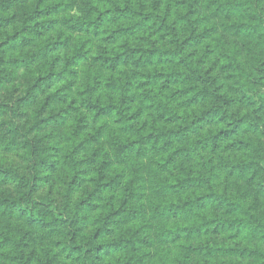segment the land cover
I'll return each instance as SVG.
<instances>
[{
	"label": "trees",
	"instance_id": "obj_1",
	"mask_svg": "<svg viewBox=\"0 0 264 264\" xmlns=\"http://www.w3.org/2000/svg\"><path fill=\"white\" fill-rule=\"evenodd\" d=\"M0 264H264V0H0Z\"/></svg>",
	"mask_w": 264,
	"mask_h": 264
},
{
	"label": "rangeland",
	"instance_id": "obj_2",
	"mask_svg": "<svg viewBox=\"0 0 264 264\" xmlns=\"http://www.w3.org/2000/svg\"><path fill=\"white\" fill-rule=\"evenodd\" d=\"M214 22H215L216 24H219L220 20H219V19H215ZM220 28H221V27H219V29H220ZM224 38H226L227 41H230V40L233 39V36L230 35V34L228 33V34H224Z\"/></svg>",
	"mask_w": 264,
	"mask_h": 264
}]
</instances>
